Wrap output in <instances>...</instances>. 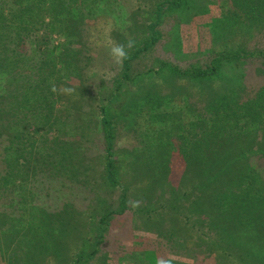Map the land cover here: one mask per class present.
<instances>
[{
  "label": "rangeland",
  "instance_id": "rangeland-1",
  "mask_svg": "<svg viewBox=\"0 0 264 264\" xmlns=\"http://www.w3.org/2000/svg\"><path fill=\"white\" fill-rule=\"evenodd\" d=\"M158 1L117 0L108 13L77 22L84 47L79 55L82 80L65 75L57 85L75 89L70 96L58 95L63 103L59 118L69 120L61 127L62 137L74 139L66 144L63 161L73 178L56 179L54 189L42 192L43 203L56 209L43 217L40 231L38 208L22 214L26 228L0 218V264H149L150 253L172 264H264L258 234L264 224L255 227L254 239H247L242 223L222 212L231 201L224 186H219L221 192H214L215 185L210 186L213 191L198 190L195 178L186 175L187 158L195 152L196 140L203 139L204 148L208 131L218 136L208 150L215 152L206 153V166H225L242 153L239 161L264 178V121L247 137L209 127L214 105L231 95H250L264 84V70L229 63L217 76L196 82L161 66L165 61L184 68L215 52L240 48L264 50V22L247 25L232 14L231 0H185L179 7L163 8L158 25L150 26ZM150 36L156 39L129 61L128 80L115 90L109 108L116 168L110 183L101 150L99 103L115 86L120 65L108 49L128 40L141 47ZM51 37L53 45L61 40ZM130 200L142 201L141 206L131 209ZM120 202L121 211L110 213Z\"/></svg>",
  "mask_w": 264,
  "mask_h": 264
},
{
  "label": "trees",
  "instance_id": "trees-1",
  "mask_svg": "<svg viewBox=\"0 0 264 264\" xmlns=\"http://www.w3.org/2000/svg\"><path fill=\"white\" fill-rule=\"evenodd\" d=\"M116 1L0 0V218L13 219L21 228L28 224L26 218L20 219L22 214L38 208L40 231L45 226L43 217L56 209H49L43 203L42 192L46 194L49 189H54L56 179L72 181L73 177L67 173L70 170L63 161L67 159L69 150L66 144L73 143L74 139L62 137L61 127L69 120L59 118L63 103L51 87L64 82L65 75H73V79L80 83L79 55L84 47L79 40L77 22L108 13ZM184 1H158L150 26L158 25L163 8L179 7ZM231 1L232 14L247 25L264 22V0ZM52 34L61 38L54 45ZM155 39L150 36L141 47L130 51L129 59L120 65L115 86L99 103L101 150L110 183L115 181L116 168L112 143L115 122L109 108L115 90L128 80L129 61L147 49ZM229 63L254 64L264 70V50L247 52L240 48L229 53L215 52L207 61L189 63L184 68L165 61L161 66H166L178 77L202 82L217 76L220 68ZM71 66L74 69H70ZM231 96V100L221 99L214 105L209 127L215 130L225 128L228 133L234 132L235 136H240L235 132L241 131L243 137H247L264 121V84L246 97L238 94ZM240 122L242 125H239ZM205 134L207 143L204 148L201 145L203 139L196 140L195 152L187 158L186 175L190 179L195 178L194 187L198 190H208L215 185L216 189L213 187L210 190L221 192L219 186H224L223 192L230 194L231 201L222 212L232 215L236 224L242 223L241 227L249 234L247 239H254L253 234H257L255 227L264 224V178L254 166L239 161L244 158L242 153L225 166H206L204 161L210 158L206 153L215 152L208 150L218 134L211 135L208 131ZM190 160H195V163L192 165ZM122 208L120 202L118 210L110 213L119 212ZM217 211L220 212V209ZM241 227L236 228L240 233ZM258 234L264 244V232L259 231ZM156 260L155 254L150 253L149 264H156Z\"/></svg>",
  "mask_w": 264,
  "mask_h": 264
},
{
  "label": "clouds",
  "instance_id": "clouds-1",
  "mask_svg": "<svg viewBox=\"0 0 264 264\" xmlns=\"http://www.w3.org/2000/svg\"><path fill=\"white\" fill-rule=\"evenodd\" d=\"M135 47V41L128 40L125 43H117L113 42L111 47L108 49V54L111 57L112 61L116 65H122L130 56V50ZM51 91L56 93L57 95H72L75 92V89L72 87H68L65 85H55L53 84L51 87ZM129 206L131 209L135 210L141 206L142 201L140 200H130ZM156 264H172V261L167 258H157Z\"/></svg>",
  "mask_w": 264,
  "mask_h": 264
}]
</instances>
